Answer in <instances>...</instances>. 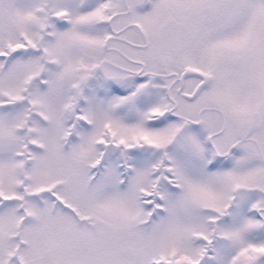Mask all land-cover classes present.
Returning a JSON list of instances; mask_svg holds the SVG:
<instances>
[{
    "label": "snow or ice",
    "instance_id": "snow-or-ice-1",
    "mask_svg": "<svg viewBox=\"0 0 264 264\" xmlns=\"http://www.w3.org/2000/svg\"><path fill=\"white\" fill-rule=\"evenodd\" d=\"M0 264H264V0H0Z\"/></svg>",
    "mask_w": 264,
    "mask_h": 264
}]
</instances>
